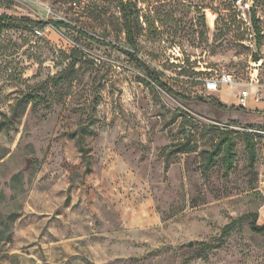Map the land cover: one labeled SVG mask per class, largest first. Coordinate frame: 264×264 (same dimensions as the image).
Segmentation results:
<instances>
[{
  "label": "rangeland",
  "instance_id": "rangeland-1",
  "mask_svg": "<svg viewBox=\"0 0 264 264\" xmlns=\"http://www.w3.org/2000/svg\"><path fill=\"white\" fill-rule=\"evenodd\" d=\"M0 14L76 26L0 23V264H264L248 215L264 223V0H0ZM223 73L238 84L209 90ZM224 128L233 166L223 149L208 168Z\"/></svg>",
  "mask_w": 264,
  "mask_h": 264
},
{
  "label": "trees",
  "instance_id": "trees-1",
  "mask_svg": "<svg viewBox=\"0 0 264 264\" xmlns=\"http://www.w3.org/2000/svg\"><path fill=\"white\" fill-rule=\"evenodd\" d=\"M122 9L124 12V19H125V25H126L125 29H126L127 36L129 38V40H131L134 43V45H136V40H135L134 34H133L134 33V22H137L140 25L139 16H135L134 11L132 10V4L130 2H122ZM18 21L19 22H27L30 24H36L39 26H46L48 24H51L56 29H60L63 26L76 28V26L68 24L64 21L34 20L32 18H27V17H17V16H13V15H9V14H0V23H2L3 25L14 27V26L18 25ZM79 32L91 40H94V41H97L100 43H104V44H109L107 42H103L102 40H100L99 38H96L93 35H90L88 32H86L84 30L79 29ZM114 47L121 50L122 52H124L133 61L138 63L139 66L143 67L145 69L148 77L152 81H154L156 84L160 85L161 87H163L167 91L173 93V90L160 80V78L157 76L155 71L151 70L148 66H146V64L144 62H142L140 60L136 51H131L129 49L119 47V46H115V45H114ZM75 62L76 61L73 60L71 63V66L75 65ZM187 78L195 79L194 77H190V76H188ZM198 98L203 99L202 96H199ZM211 102L215 105H218L219 107H226L223 103H221L219 100H217L215 98H212ZM2 126H3V122H0V129L2 128ZM224 129L226 130L224 133V136L221 137L219 139V141H217L215 143V145L212 149L205 150V154H206L205 158H206V164H207L208 168H210L216 164V158L223 151V149L225 151L224 158L226 161L227 169H230L233 166V159H234V155H235V152H234L235 142L233 141V139L231 138V135H230L232 130L229 128H224ZM86 132L93 133L92 130H88V128H86V127L80 128V132H79L80 139H82L84 133H86ZM77 133H78V131L72 132L70 135L75 137L77 135ZM244 134L246 137V146H247V149L249 150V154H250V162L253 165L255 158H256V145H255V141H254V137H253L254 134L252 132H249V131L244 132ZM187 147H188V144L186 142H182V143L176 144L174 146L175 151H179V152L186 151ZM81 152H82V158H83L85 165H86V173H89L91 171V164H92L91 163V157H90L91 148L88 145H85L82 143ZM248 215H250L252 217V221H251L252 229L255 232L264 234V223L263 224L257 223L259 213L257 211L249 212ZM233 225H234V222L227 224L224 227V229H223L220 237L218 238V240H216V242H204L201 249L196 253V257L205 258L208 251L222 247L223 244L225 243L226 236L228 235V233H229V231ZM189 261H190V259L186 260L183 264H188Z\"/></svg>",
  "mask_w": 264,
  "mask_h": 264
},
{
  "label": "built area",
  "instance_id": "built-area-1",
  "mask_svg": "<svg viewBox=\"0 0 264 264\" xmlns=\"http://www.w3.org/2000/svg\"><path fill=\"white\" fill-rule=\"evenodd\" d=\"M205 81H206V86L209 90H218L221 86L224 85L238 84V82H236L235 80V77L231 73H223L217 77L206 78ZM249 95H250V91L248 88L241 90V94L239 98L241 106L246 107L248 105ZM254 99L255 101L260 100V97L258 96L257 92H255Z\"/></svg>",
  "mask_w": 264,
  "mask_h": 264
},
{
  "label": "water",
  "instance_id": "water-1",
  "mask_svg": "<svg viewBox=\"0 0 264 264\" xmlns=\"http://www.w3.org/2000/svg\"><path fill=\"white\" fill-rule=\"evenodd\" d=\"M30 167V161L28 162V164H27V169ZM190 243H192V241L190 242Z\"/></svg>",
  "mask_w": 264,
  "mask_h": 264
}]
</instances>
